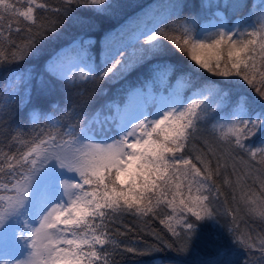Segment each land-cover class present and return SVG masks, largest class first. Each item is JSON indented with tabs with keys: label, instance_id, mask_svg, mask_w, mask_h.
I'll return each mask as SVG.
<instances>
[{
	"label": "snow or ice",
	"instance_id": "1",
	"mask_svg": "<svg viewBox=\"0 0 264 264\" xmlns=\"http://www.w3.org/2000/svg\"><path fill=\"white\" fill-rule=\"evenodd\" d=\"M26 4L0 0V70L9 68L0 86L3 264H119L120 250H154L117 239L126 232L116 224L132 231L126 216L159 218L172 242L155 239L182 253L208 230L214 255L201 264H264V0L252 6L258 12L202 27L174 19L179 5H167L172 12L150 27L109 36L99 61L74 40L39 71L25 62L39 61L79 8L109 5ZM36 9L54 15L38 21ZM167 45L192 63L164 61ZM141 67L149 75L132 94L145 96L142 104L93 108L103 83ZM157 82L167 87L153 95ZM33 91L54 99L29 108ZM25 109L30 127L16 122Z\"/></svg>",
	"mask_w": 264,
	"mask_h": 264
},
{
	"label": "trees",
	"instance_id": "2",
	"mask_svg": "<svg viewBox=\"0 0 264 264\" xmlns=\"http://www.w3.org/2000/svg\"><path fill=\"white\" fill-rule=\"evenodd\" d=\"M157 0H107L109 5L104 11H93L91 7L79 8L76 13V22L69 24L63 29L60 37L55 40L47 41L43 47L44 55L39 61L30 59L26 61V65H33L37 71L40 70V65L43 60L53 55L61 45H68L74 40H85L89 42L91 55L98 61L99 53L103 51L105 41L109 38L110 33L114 30L116 36L123 31L126 32V21L133 16L138 14L139 10L149 4H153ZM192 5V10L189 9V14H192L194 19H200L203 24H209L213 20H226L228 22H235L239 17L246 15L250 10L258 12V8L252 6L259 5L260 0H225L220 7H214L211 0H199L203 6L198 7L196 0H189ZM18 7H27L26 0H12ZM50 6H55L60 3V0H45ZM239 3L241 7L234 8L232 5ZM228 4L229 7L223 5ZM211 7H208V6ZM103 7V6H101ZM189 8V5L187 6ZM183 7V12H184ZM37 19L41 21L44 16L51 17L54 15L49 9L47 13L44 10L36 9ZM180 21H184L183 13L177 15ZM21 24L23 25L22 18ZM83 20V23L79 21ZM113 31V32H114ZM116 36H112L115 37ZM169 51L162 57V59L168 63L174 64L177 67H187V59L183 58V55L174 49L171 45L168 47ZM96 51H99L95 53ZM179 64V65H178ZM9 68L0 70V86L3 85L5 75ZM146 67L126 74V76L119 78L114 82H106L101 85L104 92L95 97V103L93 108L101 105H112L122 109L125 106V98L133 90L138 87H142L144 80L148 77ZM205 76L207 74L205 73ZM139 77V79H138ZM176 76L173 75L171 82H175ZM211 79H219L211 77ZM158 85V86H157ZM89 91L92 90L94 85H89ZM160 88V83L157 82L153 85L155 92ZM247 88V85H245ZM251 96L255 97L256 94L251 89H248ZM258 99V97H256ZM54 99V97H43L39 96L35 91L32 94L31 107L45 108L48 100ZM235 99V95L233 96ZM16 122L22 123L25 126L28 125L27 120V109L20 112L16 117ZM43 123V122H41ZM30 127V126H29ZM148 223H141L134 216H126L123 219V225L130 227L132 231H127L126 227H122L121 224H116L115 227H121L126 232L125 236H118L117 239L121 240L124 244L138 246L144 249L150 245H155V249L145 255H138L133 253H127L120 250L119 254L114 256L113 259L117 260L119 264H154L156 261H161L160 264H201L211 258L214 255L212 251L213 241L209 235L208 230L202 235L201 240L195 242L192 249L187 253L177 252L174 249H169L164 246V243L155 239L154 234H159L163 237V240L172 242V237L167 233V230L159 223V218L153 220L151 217L145 218ZM222 222L227 223L230 218L222 217ZM248 223L259 230V222L248 218Z\"/></svg>",
	"mask_w": 264,
	"mask_h": 264
},
{
	"label": "rangeland",
	"instance_id": "3",
	"mask_svg": "<svg viewBox=\"0 0 264 264\" xmlns=\"http://www.w3.org/2000/svg\"><path fill=\"white\" fill-rule=\"evenodd\" d=\"M140 1V0H139ZM185 1L186 0H157L156 2H154L153 4H149L143 8H141L138 12V14H133V16H131L127 21H126V33H131L132 31H134L138 26L139 27H143L144 24H147L149 27L152 25L153 23V19L152 17L153 16H156L157 18H159L162 14H168L169 12H172L171 9L165 7L167 5H179V8H177L174 12H173V17L174 19L176 18L177 16V11L178 9H180V7H184V4H185ZM225 2V0H218L216 1V3L214 4V6H217V5H221ZM196 4L198 7H201L203 6L202 3H200L199 0H196ZM189 9L190 7L188 8V10H186V14H189ZM195 17V16H193ZM192 16L190 15H186L184 17L185 18H189L192 23L195 25V26H198V27H202L204 26L203 23H201L200 19H194ZM220 20H213L211 21L210 23H219ZM171 23V22H170ZM209 23V24H210ZM207 24V25H209ZM205 25V26H207ZM114 31V30H113ZM113 31L110 33V35L112 36H116V32L113 33ZM119 39V38H118ZM89 44V42H88ZM165 44H167V42H165ZM170 45H167V47H169ZM99 51H96L95 53H97ZM101 54H102V51L99 53V60H100V57H101ZM94 58H95V55H94ZM183 58H185V56H183ZM187 59V57H186ZM98 60V61H99ZM187 65H190L192 62L190 60L187 59ZM179 65V64H178ZM167 87V85H162L161 84V88L159 90V93L164 91L165 88ZM149 91V89L145 92L147 93ZM153 95H155L156 93L151 91ZM132 93L134 92H131L130 94H128V96L125 98V101H126V105L121 109V111H123L125 108H128L129 110H132L135 106L139 105V104H142L144 99H145V96H142V95H133ZM158 93V94H159ZM118 104H116L114 106V110H115V107L117 106ZM5 259H11L10 257H5ZM161 261H156L154 264H160ZM0 264H3V260H0Z\"/></svg>",
	"mask_w": 264,
	"mask_h": 264
}]
</instances>
